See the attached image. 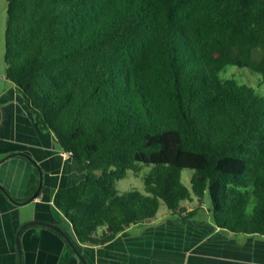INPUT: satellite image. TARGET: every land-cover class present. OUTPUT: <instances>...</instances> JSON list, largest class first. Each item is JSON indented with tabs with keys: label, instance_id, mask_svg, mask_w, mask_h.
<instances>
[{
	"label": "trees",
	"instance_id": "1",
	"mask_svg": "<svg viewBox=\"0 0 264 264\" xmlns=\"http://www.w3.org/2000/svg\"><path fill=\"white\" fill-rule=\"evenodd\" d=\"M4 59L40 129L87 165L55 194L80 252L161 205L182 219L207 205L217 227L264 236V95L220 76L264 79V0H7ZM14 156L35 166L29 197L0 189L33 201L42 171ZM144 167V192L120 193Z\"/></svg>",
	"mask_w": 264,
	"mask_h": 264
},
{
	"label": "crops",
	"instance_id": "2",
	"mask_svg": "<svg viewBox=\"0 0 264 264\" xmlns=\"http://www.w3.org/2000/svg\"><path fill=\"white\" fill-rule=\"evenodd\" d=\"M4 72V71H3ZM0 78V184L17 200L29 193L35 166L42 171L38 198L11 201L0 189V264H18L17 235L34 221L60 225L77 242L72 224L55 205L59 189L78 184L87 165L64 153L49 131H42L23 96L11 81ZM2 84L4 86H2ZM197 201V200H195ZM182 206L187 211L196 202ZM200 207L194 217L182 219L167 213L146 225H134L102 247L79 244L88 264H264V236L235 235L215 225ZM59 226V227H60ZM22 264H82L61 237L50 229L29 226L20 233Z\"/></svg>",
	"mask_w": 264,
	"mask_h": 264
},
{
	"label": "rangeland",
	"instance_id": "3",
	"mask_svg": "<svg viewBox=\"0 0 264 264\" xmlns=\"http://www.w3.org/2000/svg\"><path fill=\"white\" fill-rule=\"evenodd\" d=\"M7 23V0H0V78H5L4 73L6 69L5 64V32ZM4 71V72H3ZM221 78L230 80L238 86H245L253 90L258 96L264 95V79L260 74L253 73L249 69L239 68L237 66H227L226 69L220 74ZM2 86H4L2 84ZM1 87V86H0ZM149 171V167H144V169L136 174L132 171L129 172L128 176L117 182V189L120 193L126 191H140L144 192V175ZM193 175L192 170H184L182 172V182L183 184L190 188L191 177ZM195 205L198 202L195 201ZM208 204V202H206ZM186 204V203H185ZM189 206L194 205L187 202ZM202 209L207 211V205H203ZM160 215L167 213V208L165 205H161L159 209Z\"/></svg>",
	"mask_w": 264,
	"mask_h": 264
},
{
	"label": "water",
	"instance_id": "4",
	"mask_svg": "<svg viewBox=\"0 0 264 264\" xmlns=\"http://www.w3.org/2000/svg\"><path fill=\"white\" fill-rule=\"evenodd\" d=\"M43 185V179L41 178V182L39 185V188L37 190V192L35 193L34 197L36 198L37 195L39 194L41 188ZM29 226H41V227H45L51 230H54L55 232H57L58 234H60L64 240L67 242V244L70 246L71 250H73V252L78 256V258L80 259L82 264H88L85 260V258L83 257V255L81 254V252L79 251V249L77 248V246L75 245L74 241L71 239V237L58 225L53 224V223H49V222H43V221H34V222H30L28 224H25L24 226H22V228L19 230L18 235H17V250H18V254H19V263L18 264H22V252H21V246H20V233L23 229L29 227Z\"/></svg>",
	"mask_w": 264,
	"mask_h": 264
}]
</instances>
